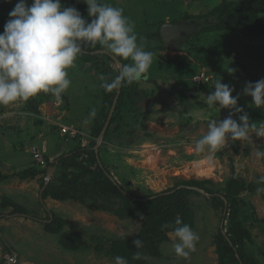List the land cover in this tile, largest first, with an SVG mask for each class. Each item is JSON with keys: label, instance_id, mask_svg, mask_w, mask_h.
I'll list each match as a JSON object with an SVG mask.
<instances>
[{"label": "rangeland", "instance_id": "rangeland-1", "mask_svg": "<svg viewBox=\"0 0 264 264\" xmlns=\"http://www.w3.org/2000/svg\"><path fill=\"white\" fill-rule=\"evenodd\" d=\"M70 1L61 0L62 6L75 7L89 19L87 5L82 0ZM17 2L0 0V33ZM101 2L122 8L135 25L138 45L152 53L146 79L124 84L119 120L111 124L109 120L101 143L98 144L99 135L94 138L101 163L127 193L141 197L187 181L204 183L222 194L226 182L234 175L242 177L247 184L253 183L252 189L250 186L240 194L249 203L250 219L245 227L252 241L246 242L245 250L264 261V192L257 191L264 188L261 182L264 159L255 155L257 148L264 149V138L253 134L248 140L229 141L211 160L206 152L195 150V142L206 134L209 122L223 120L230 112L206 104L217 80L234 88L232 95L239 94L238 106L244 108L250 122L257 127L264 124V108H255L252 98L243 94L248 79L234 58L202 57V64L182 49L183 44L197 41L208 49L231 50L252 73L255 83L264 79V36L242 38L232 32H205L192 41L189 38L176 51L156 50L160 42L152 33L158 28L159 23H153L158 17L170 22L184 13L204 14L220 0ZM201 21L211 23L212 18L204 17ZM85 47L93 49L88 50L92 57L84 56L87 52L78 55L75 66L68 70L72 83L60 101L50 93H41L26 102L0 105V237L14 252L10 255L0 241V264H8L9 257H15V264H115L116 256L124 257L128 264H217L215 237L221 227L222 213L212 206L208 193L186 195L185 202L193 213L192 230L200 239L196 251L184 258L175 254L173 231L163 236L148 219V205L130 207L128 214L125 199L114 193L100 194L97 189L81 185L69 188V179L72 180L77 170L69 169L60 157L70 153L77 143L81 147L89 146L90 128L95 121L103 120L99 117L100 110L108 114L110 110L102 107L101 92L105 89L101 87L104 81L100 76L110 82L119 74L107 58L110 53L105 48L99 44ZM176 57H182L184 62L176 63ZM117 60L124 65L130 63V60ZM193 66L197 74L182 72ZM202 72L214 81L206 86H193L194 75L200 76ZM29 101L37 103V113L29 109ZM241 114L235 113L233 118L238 119ZM58 124L78 127L81 138L65 141L57 130ZM34 143L42 144L46 160L55 162L49 179L44 171L33 174L34 170L42 169L32 160L30 146ZM84 158L85 153L77 163L84 165ZM24 171L26 175H22ZM44 191L47 194L41 199ZM51 215L63 221L61 228L49 226ZM227 223L223 222V232L229 229ZM130 236L133 240L140 239L143 247L137 250L128 240ZM137 251L140 259H133Z\"/></svg>", "mask_w": 264, "mask_h": 264}, {"label": "clouds", "instance_id": "clouds-1", "mask_svg": "<svg viewBox=\"0 0 264 264\" xmlns=\"http://www.w3.org/2000/svg\"><path fill=\"white\" fill-rule=\"evenodd\" d=\"M82 2L87 5L89 19H85L75 7L62 6L61 0H31V3L18 0L8 14L3 33H0V105L26 102L41 93H50L60 101L72 83L68 70L75 66L85 45L99 44L114 57L130 60L110 82L100 76L104 81L101 87L106 92L118 90L124 83L133 84L146 79L152 53L138 45L135 25L123 14V9L101 0ZM233 91V87L217 80L214 90L207 95L209 108L216 106L230 110L223 120L210 121L206 134L195 142L196 152H206L209 160L229 141L248 140L253 134L264 138V124L257 127L250 122L248 113L238 106L239 94L233 96ZM243 94L252 98L255 108H264V79L247 82ZM235 113L242 114L234 119ZM71 139L64 136L65 141ZM83 139L85 142L84 136ZM255 155L257 159H264V149L257 148ZM257 191L264 192V188H257ZM175 225V254L187 258L196 251L200 237L179 217ZM162 227L170 226L165 224ZM132 243L137 250L143 247L140 239ZM133 259H140L139 251ZM114 260L115 264H128L122 256H116ZM8 264H15V257H9Z\"/></svg>", "mask_w": 264, "mask_h": 264}, {"label": "trees", "instance_id": "trees-1", "mask_svg": "<svg viewBox=\"0 0 264 264\" xmlns=\"http://www.w3.org/2000/svg\"><path fill=\"white\" fill-rule=\"evenodd\" d=\"M70 1V0H69ZM71 2V1H70ZM69 5L71 6V4ZM1 7V6H0ZM264 0H220V2L208 12L204 14L192 15L189 13H184L181 18L172 19L170 22L174 23L176 21H188L190 19L201 20L202 18H212L211 23L203 24L200 30L195 34L191 35L189 41H192L198 38L202 33H226L232 32L238 37L242 38H258L264 36ZM166 22L162 20L161 17H158L154 23V25H158V28L153 36H156L160 42V44L155 47L156 50L166 49L163 44L159 28L160 26ZM82 49H87L85 46ZM182 49L184 51H188L191 53L197 61H201L204 64V61L201 60L202 57L210 58V57H224L226 59L234 58L236 65L241 68L248 79V82H253L254 76L250 73L246 67L240 63L236 55L231 50H213L208 49L207 47H203L198 45L196 42H189L182 45ZM87 49L86 57H92ZM85 51V50H84ZM79 55H82L79 54ZM107 56L106 54H102ZM110 57V56H109ZM108 59H111V57ZM170 59V58H169ZM112 60V59H111ZM172 61V60H171ZM176 63L184 62L182 57L175 58ZM206 63L205 65H207ZM124 64H122L123 66ZM196 66V65H195ZM186 68L182 70V72L187 75H193L194 73H198L196 67ZM119 72V71H118ZM118 73L116 74V76ZM195 76V75H194ZM216 79V75L214 76ZM214 81L213 77L206 83H196L193 81V86L201 87L206 86L209 82ZM109 82V81H108ZM125 84V83H124ZM124 84L120 87V94L115 103V110L112 113L110 118V124L115 120H119V110L121 108V100L124 92ZM116 90L111 92H101L102 95V107H108V110L111 108L113 98L115 96ZM29 109H33L35 113H37V103L33 101L28 102ZM108 116V111L103 112L100 110L99 117H103L102 122L95 121L92 127L89 130V146L81 147L79 143L76 144V147L68 153L64 154L60 157V161H65L69 169L72 168L77 170L72 176V180L69 179V188L81 185L82 187H86L87 189H97L100 194H108L114 193L121 198L125 199L127 213L130 214L129 211L131 208L137 207H145L148 205L149 210V218L150 221L154 224L155 229L158 233L163 236L166 235L169 231H174L175 228V218L179 217L183 224L189 225L191 228L193 227L194 221L192 218V211L189 207V204L185 202L186 195L190 193H197L199 191L195 190L193 187H197L203 189L204 192L208 193L211 199V204L214 208L220 209L221 211V227L218 228L217 235L215 237V250L218 256L217 264H264V261H259L253 256L249 255L245 250V245L251 243V235L249 230L245 227V223L250 216L248 215L249 203L245 200L240 194L245 192L247 189H252L253 183L247 184L245 180L240 176H232L225 184L224 191L222 194L214 192L212 189L204 185V183L198 181H187L182 182L178 186H174L172 188L152 193L148 196L141 197L134 194L127 193V191L119 186L110 176L108 170L101 163L100 156L95 152L94 138L98 137L105 119ZM76 127V126H75ZM78 130L79 128L76 127ZM81 133V132H80ZM107 131L105 132L104 138L107 137ZM81 136H77L72 138L71 141L75 139H80ZM86 154V158L83 160V164L77 163V160L81 158L82 154ZM59 160L57 159V162ZM80 161V160H79ZM88 162V163H87ZM54 161H47L48 166H54ZM70 164V165H68ZM66 166V167H67ZM41 171L46 172V169L34 170V173H39ZM27 171H24L22 175H26ZM46 191L41 193V199H44ZM130 204V205H129ZM125 213V212H124ZM17 214H22V212H18ZM52 214V213H51ZM28 217V215H25ZM49 216L50 219L49 226L55 228H61L63 221L55 216ZM228 222V230L223 232V222ZM169 225L168 228H163V225ZM134 237H128V240L132 243ZM0 241L3 244L4 248L10 253V255H14L13 249L10 245L0 237ZM113 246L114 242L111 243ZM118 247V246H115ZM127 247V246H125ZM263 253V252H262ZM264 257V253L262 254Z\"/></svg>", "mask_w": 264, "mask_h": 264}, {"label": "water", "instance_id": "water-1", "mask_svg": "<svg viewBox=\"0 0 264 264\" xmlns=\"http://www.w3.org/2000/svg\"><path fill=\"white\" fill-rule=\"evenodd\" d=\"M202 26H203V22L201 20H196V19H190L188 21H176L174 23L164 22L159 28L160 38L168 50L176 51L179 48H181V45L183 44V42L188 40L191 35H195L200 30V28ZM82 52L86 53V51H84L83 49H82ZM98 52L107 53L106 51H98ZM109 56L112 59L113 67L115 69H118V71H120V69L122 67L121 62H119L117 60V58L114 57L113 55L109 54ZM119 93H120V88L118 90H116L111 108L109 110L107 120L105 122L103 129L101 130V132L99 134L98 144L101 143V141H102L104 131H105L107 125L109 124V120L112 116V113H113V110L115 107V103H116V100L118 98ZM97 148H98V145H96L94 148L96 153H97ZM53 172H54V167H52V166L46 170L47 179H49L51 177ZM193 188L199 192H204L203 189H200L197 187H193Z\"/></svg>", "mask_w": 264, "mask_h": 264}, {"label": "built area", "instance_id": "built-area-1", "mask_svg": "<svg viewBox=\"0 0 264 264\" xmlns=\"http://www.w3.org/2000/svg\"><path fill=\"white\" fill-rule=\"evenodd\" d=\"M211 79V76L205 75L204 72L200 74V76L195 75L193 77V81L196 83H206ZM58 131L61 135L66 136L67 138H75L77 137L80 133V131L75 128L72 125H65V124H58ZM81 142L84 144V139H81ZM30 153L32 156L33 162L37 166H41L42 168L47 167V160L45 159V150L44 147L39 145V143H34L30 146Z\"/></svg>", "mask_w": 264, "mask_h": 264}]
</instances>
